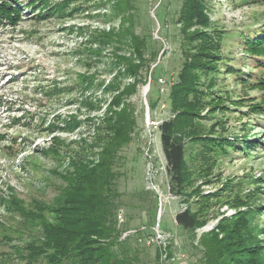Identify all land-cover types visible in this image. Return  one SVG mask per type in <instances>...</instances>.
<instances>
[{"label":"rangeland","instance_id":"rangeland-1","mask_svg":"<svg viewBox=\"0 0 264 264\" xmlns=\"http://www.w3.org/2000/svg\"><path fill=\"white\" fill-rule=\"evenodd\" d=\"M79 3L81 9L61 19H38L27 8L15 26H0V257L36 239L39 220L26 215L35 214V202L60 201L79 165L100 159L102 148L116 140L107 118L124 107L121 126L131 118L134 125L113 151L116 177L105 191L118 195L117 240H128L145 264H222L224 253L230 260L245 257L236 249L253 240L240 228V213H248L246 224L262 228L255 256L264 260V88L255 82L264 74V56L245 45L264 37V0ZM195 4L202 5L206 23L193 16L186 26L189 19L182 18ZM195 31L206 37L197 41L190 35ZM203 51L210 54H199L200 61L210 66L194 70L199 91L185 104L193 118L177 132L184 143V187L175 194L158 126L177 113L169 95L183 63ZM134 77L135 86L116 99ZM70 117L74 128L60 130ZM219 133H246L251 146L236 139L225 152L206 149ZM185 209L197 216L193 229L174 220ZM129 228L139 230L122 239ZM154 228L164 236L160 246L143 240ZM11 264L33 263L12 258Z\"/></svg>","mask_w":264,"mask_h":264},{"label":"trees","instance_id":"trees-1","mask_svg":"<svg viewBox=\"0 0 264 264\" xmlns=\"http://www.w3.org/2000/svg\"><path fill=\"white\" fill-rule=\"evenodd\" d=\"M79 1L88 2L89 0H0V26L4 24L15 26L27 8L32 16L38 19L50 16L61 19L71 16L74 11L82 8ZM127 2L126 8L129 7ZM202 10V5H193L189 14L182 18L189 19L186 26H191L190 18L193 16L197 17L198 22L206 23ZM190 35L199 42L206 37L203 31H195ZM245 45L246 51L259 57L264 56V37L246 39ZM205 47L211 49L209 44ZM138 54H141V50ZM199 54L210 53L207 51L193 53L189 61L183 63L178 82L171 86L172 90L169 95L173 109L177 113L172 119L163 120L158 126L161 148L166 162L165 171L169 177V189L175 194H181L184 187V143L177 132L184 133V120L193 118L194 112L185 106L186 99L190 96H197V91H199L195 87L196 81L193 72L196 69H209L210 66L200 61ZM130 66L134 70L138 68L137 64ZM135 82L137 81L134 77L133 82L124 87L120 94H117L116 99L121 97L122 93L130 91L135 86ZM255 82L264 88V74ZM58 91L57 87H53L51 90L52 94H56ZM199 94L204 93L200 92ZM115 102L116 106L119 105V101ZM260 106L253 105L251 109L261 111ZM125 112L126 110L122 107L119 111H113L114 118H107L111 121L109 127L113 128V139L116 140L110 144L107 143L109 145L102 148L100 159L95 164L87 166V168L81 167V169L79 165L74 175L70 176L69 184L64 189V197L51 205L35 202L34 207L37 211L35 214L28 213L26 216L39 220L36 239L28 240L21 249L14 248V254L2 252L0 264H11L12 258L33 264L40 262L42 264H145L140 261L136 247H132L128 240H117L113 212L117 205L114 200L118 195L115 189L111 190L112 195L108 193L109 191L105 193L111 188V181L115 176V172L110 166L113 151L116 146L126 142L127 137L124 132L128 127L134 125L131 118V122L127 121L125 125L121 126L122 114ZM73 120L74 118L70 117L69 120L63 121L64 126L60 130L74 128L77 122L72 124ZM247 137L246 133L239 136L233 135L230 138L219 133L205 145V148L221 149L222 152H225L227 146L232 145L236 139H240L244 146H251V141L247 140ZM51 151L54 152L53 149ZM10 201L11 198L5 200L6 203ZM16 203L14 202L15 205ZM95 211L97 212L95 215H88L89 212ZM45 213L50 217L48 218ZM240 216L241 230L248 234V239L253 240L251 243L246 240L242 241L243 244L238 247L239 249H236L238 251L245 250L242 254L245 259L238 257V259L230 260L232 254L228 256V253H224L222 264H264V260L260 259L261 256L259 258L255 256L262 228L246 224L248 213H240ZM174 220L184 229H193L199 224L197 216L188 209L176 213ZM223 224L222 221L218 227L221 228Z\"/></svg>","mask_w":264,"mask_h":264},{"label":"built area","instance_id":"built-area-1","mask_svg":"<svg viewBox=\"0 0 264 264\" xmlns=\"http://www.w3.org/2000/svg\"><path fill=\"white\" fill-rule=\"evenodd\" d=\"M161 212V210L159 209V213ZM143 228V227H141ZM139 229H136V228H129V229H126L124 231L121 232V238H125L127 237L128 235H131V234H137ZM154 231L151 233V235L147 236V237H144L143 240L145 241V243L147 245H158L160 246V244L164 243L165 239H164V236L159 232V230L157 228H154L153 229Z\"/></svg>","mask_w":264,"mask_h":264}]
</instances>
